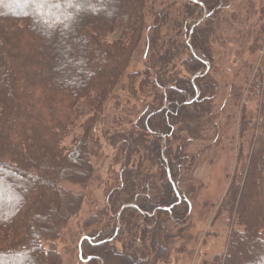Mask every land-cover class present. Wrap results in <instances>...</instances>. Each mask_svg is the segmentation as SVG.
<instances>
[{
    "label": "trees",
    "instance_id": "16d2710c",
    "mask_svg": "<svg viewBox=\"0 0 264 264\" xmlns=\"http://www.w3.org/2000/svg\"><path fill=\"white\" fill-rule=\"evenodd\" d=\"M154 1L0 0V170L29 181V187H17L20 194L12 210L2 212L0 204V261L28 258L37 264H60L53 241L79 212L83 200L82 195L72 194L62 185L85 186L92 178L93 127L102 120L106 101L118 90H125L122 81L132 97L146 94L153 101L145 105L129 128L110 137L121 144L124 165L120 173L122 190L112 191L107 202L113 198V208L120 211L119 221L123 224L129 225L134 215L142 218L147 227L142 232L148 236L147 248L157 258L165 253L159 238L166 227L163 220L154 221L153 212L164 214L177 227L186 220L188 202L177 196L175 186L181 154L178 148L173 153L163 147L170 136H175L177 126L208 111V102L213 100L209 94L213 95L215 85L204 82L200 70L210 62L211 55L205 42L206 29L201 24H185V29L193 30L184 47L189 56L179 60L185 64L186 75L178 74L172 63L177 54L172 50L173 41L160 48L158 36L167 23L164 15L156 13L149 28L154 37L148 38L146 45L157 51V65L125 75L145 28L146 3ZM231 1L186 0L185 9L193 14L194 8H200L208 20L212 12ZM29 2L35 4L30 10L24 8ZM122 24L130 30L128 44H105L104 37ZM241 87L235 85L230 90L236 100ZM82 101H86V111L93 116L67 150L62 140L76 121ZM260 114L263 125L245 158L246 168L222 201L229 208L225 214L234 215L243 230L231 233L218 264H238L244 250L249 256L256 255L258 248L264 250V202L258 204V197L264 199V193H256L259 167H264V108ZM142 153L144 157L138 161L152 160L164 176L155 180L138 172L131 174L128 166L135 162L134 155ZM122 201L124 204L119 205ZM253 203L258 207V216L250 208ZM116 231L114 227L112 233L83 241L81 257L85 264H148L142 255L128 252L126 247L120 252L115 248L113 242L121 236L120 229ZM257 255V264H263L264 256Z\"/></svg>",
    "mask_w": 264,
    "mask_h": 264
},
{
    "label": "rangeland",
    "instance_id": "374dc122",
    "mask_svg": "<svg viewBox=\"0 0 264 264\" xmlns=\"http://www.w3.org/2000/svg\"><path fill=\"white\" fill-rule=\"evenodd\" d=\"M185 3L186 0H155L154 4L146 3L145 28L139 44L132 51L125 75L157 65V51L153 46L148 48L146 45L148 38L154 37L149 28L153 24L152 16L156 13L164 15L167 23L158 36L161 38L160 48L163 43L173 41L172 50L175 49L173 53L177 54L172 63L176 64V72L181 76L186 75V67L179 60L189 56L184 47L189 44L190 32L193 30L192 27L185 29V24L189 27L194 23L201 24L206 29L205 42L211 59L209 63L205 62L200 73L205 75L204 82L215 85L213 95L209 94L213 100L208 102V111L198 119L177 126V133L170 136L163 147L166 152L173 153L179 149L181 162L176 170V194L187 200L190 212L178 227L168 221L164 214L153 212L156 215L154 221L161 219L166 227L159 238L165 253L157 258L147 248L148 236L142 234L147 227L141 222L142 218L134 215L129 225L123 224L119 221L120 211L117 213L116 207L113 208V198L107 202L112 191L122 190L120 173L124 165L121 144L116 139L112 141L110 137L129 128L145 105L153 101V97L146 94H134L135 97H132L125 81H122L125 90H118L116 95L106 101L102 108L103 116L100 117L102 120L93 127L92 178L85 186L68 183L62 185L64 190L82 195L83 200L79 212L67 222L53 241L60 264H85V258L81 257L83 241L105 232L112 233L114 227L115 230L120 229L121 235L113 242L115 248L120 252L126 247L128 252L139 257L142 255L149 261L148 264H218L221 261L219 257L226 253L231 233L243 230L237 226L234 215L228 217L225 214L229 208L222 201L230 185L240 181V174L246 168L245 158L258 134V128L263 125L260 112L264 108V0L231 1L222 9L212 12L208 20L207 13L200 8H194L193 14L186 13ZM33 6L35 4L29 2L24 8L30 10ZM125 20L126 17H123L122 21ZM128 36L130 30L122 24L105 36L103 42L128 44ZM240 84L242 87L241 91L236 92L239 96L236 100L235 93L233 97L230 90ZM86 105V101L79 104L76 121L62 140V147L67 150L82 135L86 121L93 116L86 111ZM143 155H134L135 162L128 166L132 170L131 174L138 172L142 176L155 177V180L164 176V171L152 160L138 161ZM259 171V184L256 186L258 194L264 193V167H259ZM26 185L29 187V181L22 175L0 170L2 212L15 207V198L20 194L17 187L21 189ZM258 202L261 205L264 199L258 197ZM123 204L122 201L119 205ZM250 208L258 216L257 205L253 203ZM256 250V255L251 253L254 258L251 264L259 261L260 256L257 254L264 256V250ZM248 252L244 250L242 254L239 253L238 264H245L252 258ZM0 264L37 263L28 258H10L8 261H0Z\"/></svg>",
    "mask_w": 264,
    "mask_h": 264
}]
</instances>
